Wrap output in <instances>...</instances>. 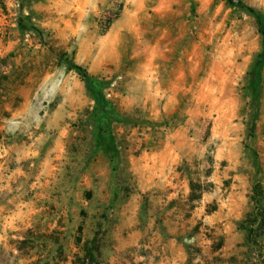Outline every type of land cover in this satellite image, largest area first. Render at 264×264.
<instances>
[{
	"label": "rangeland",
	"instance_id": "374dc122",
	"mask_svg": "<svg viewBox=\"0 0 264 264\" xmlns=\"http://www.w3.org/2000/svg\"><path fill=\"white\" fill-rule=\"evenodd\" d=\"M263 54L225 0H0V264H264Z\"/></svg>",
	"mask_w": 264,
	"mask_h": 264
},
{
	"label": "trees",
	"instance_id": "16d2710c",
	"mask_svg": "<svg viewBox=\"0 0 264 264\" xmlns=\"http://www.w3.org/2000/svg\"><path fill=\"white\" fill-rule=\"evenodd\" d=\"M227 5L236 12H244L247 15L253 17L258 25L259 32L264 39V13L259 11L253 6H250L244 3L242 0H225ZM264 58V54L262 55ZM70 70L76 71L79 76L85 81L87 87L90 90L96 89V81L93 79L87 70L83 67L75 64L68 58L62 57L61 59ZM264 202V188L262 185H257L254 188V194L252 198V203L255 206L253 212L248 215V219L245 223V229L248 231V240L249 242H254L255 238V229L254 224L259 223V229H264V211L261 214H258L255 210H259ZM100 240L98 236H96L93 241L88 244L86 248V255L83 264H94V262H98V258L100 257Z\"/></svg>",
	"mask_w": 264,
	"mask_h": 264
}]
</instances>
